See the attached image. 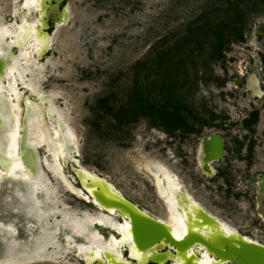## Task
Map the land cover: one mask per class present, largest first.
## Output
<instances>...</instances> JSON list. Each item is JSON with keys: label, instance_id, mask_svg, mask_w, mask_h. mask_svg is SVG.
Segmentation results:
<instances>
[{"label": "rangeland", "instance_id": "374dc122", "mask_svg": "<svg viewBox=\"0 0 264 264\" xmlns=\"http://www.w3.org/2000/svg\"><path fill=\"white\" fill-rule=\"evenodd\" d=\"M17 4L16 14L10 5L0 11L4 21L14 25L21 21L23 0ZM65 4L69 5L68 19L53 27L48 52L40 58L30 57L27 77L39 75V88L57 94L51 98L75 134L77 151L72 160L62 159L61 172L57 173L46 164L45 159L53 161L52 153L45 145L39 147L45 186L53 193L55 214L59 215L47 217L51 210L43 197L38 201L36 195L35 209L30 206L27 212L37 215V222L26 223L17 235L0 232V264H7L9 251L15 254L14 264H85L72 238L76 233L64 235L62 230L60 234L58 224L63 219L58 212L61 209L98 211L97 205L68 186L82 188L75 167L108 179L141 207L166 217L155 176L146 166L162 163L215 216L264 243L259 185L248 180V175H264V101L250 95L243 85L237 87L235 81L242 78L244 61L252 62L246 63L249 70L263 74L264 0H64L62 6ZM237 10L246 19L244 38L238 40L234 29L223 27L230 41L218 57L214 23ZM35 14L32 11L30 18ZM199 24L211 28L198 35L202 45L194 35L193 41L188 40ZM168 50L177 53L167 59L169 64L157 66V58ZM137 82L155 106H165L168 101L182 106V115L193 128L191 133L183 127L168 130L158 116H140L135 122L118 117L117 109L129 105ZM19 86L23 96H36L25 84ZM105 96L109 98L107 110L99 103ZM252 108H259L258 121L247 127L243 119ZM36 121L53 136L45 116ZM212 133L223 136L226 152L212 163L219 169L208 176L199 168L196 152L199 141ZM233 138L244 142L240 154L234 151ZM5 213V209L0 211ZM38 221L41 226L51 224L55 242L46 243L44 251L40 248L42 257L33 255H38V244L33 254L20 256L18 245L26 239L24 235L40 236ZM91 229L104 237L110 235L106 225L96 223ZM23 257L29 261L23 262Z\"/></svg>", "mask_w": 264, "mask_h": 264}, {"label": "bare ground", "instance_id": "6f19581e", "mask_svg": "<svg viewBox=\"0 0 264 264\" xmlns=\"http://www.w3.org/2000/svg\"><path fill=\"white\" fill-rule=\"evenodd\" d=\"M19 1L0 0V11L8 9L10 5L11 8L13 7V13L16 14ZM61 2L62 0H49V3L45 4L42 0H23V16L16 25L4 21V17L0 15V33H2L0 34V63L2 64L0 67V211L6 210L5 214H0V225L4 223L6 225L0 227V232L5 230L11 235L20 234L23 225L32 223V220L38 217L35 214L31 216L27 212L30 206L35 209L36 195H38V201L43 197L45 206L51 210L47 217H54L57 212L53 203L55 200L53 193L46 189L42 169L39 175L38 173L32 175L31 164L28 167L22 159L24 153L20 149L22 130L26 128L29 132L28 146H47L48 151L52 153L53 161L45 159L46 164L57 173L61 172L62 159L65 162L72 160L77 151L75 134L65 121L64 113L57 108L51 98L57 94L54 91L46 92L39 88V75L37 78L27 77L30 57H42L51 45L52 37L46 31L48 19L57 20L59 25L69 17V5L61 10ZM32 11L36 14L30 18ZM253 80L258 84V91L253 88V94L261 95L258 76ZM20 83L35 92L36 96H23L24 91H21ZM44 116L49 120L54 138L48 136L36 121L37 119L43 121ZM206 140L202 142L197 158L206 174L212 176L214 174L211 165L213 155H210V152L218 155L219 151L218 146L212 144L210 139ZM208 144L211 147H207ZM146 166L155 176V186L159 196L165 202L166 217L156 216L141 207L108 179L83 167L74 168L80 183L92 194V198L82 188L75 189L70 184L68 186L82 194L86 200L97 204L98 211L90 213L87 210L77 212L67 208L61 209L58 212L63 219L58 224L61 227L60 232L64 230V235L76 233L72 238L76 243L77 253L85 257L88 264H145L151 257L160 258L163 262L171 259V264H228L227 259L217 258L211 252L210 245L224 248L225 244L222 243L238 245L240 241L264 245L210 212L187 189L183 188L178 176L162 163H147ZM256 179L259 181V186L264 187V177ZM96 195L111 201L108 210L116 215L105 212L103 210L105 207L98 201ZM118 201L124 202L126 208L132 206L133 212H142L145 216L150 215L158 219L164 224L170 239L178 242L187 239L188 244L181 247L175 254L170 249L163 254L160 253L166 246L174 247L171 240L164 237L147 247H139L133 234L130 216L118 209ZM117 215L124 219L119 220ZM17 222L21 223L19 227L15 226ZM96 223L106 225L110 235L104 237L99 231L92 230V226ZM38 224L40 236L34 238L24 235L26 239L18 245L22 249L20 256L33 254L38 244L40 246L38 255H35L36 253L33 255L42 257L46 243L48 245L50 242H55L54 235L50 232L51 224L46 223L41 226L39 221ZM126 248L131 258L125 256ZM9 254L7 264H14L15 254L10 251ZM31 257L33 258L32 255ZM27 261H29L28 258L23 259V262L27 263Z\"/></svg>", "mask_w": 264, "mask_h": 264}, {"label": "water", "instance_id": "95a60500", "mask_svg": "<svg viewBox=\"0 0 264 264\" xmlns=\"http://www.w3.org/2000/svg\"><path fill=\"white\" fill-rule=\"evenodd\" d=\"M67 5V4H66ZM66 5L64 8H66ZM51 36V34H49ZM0 63V67H1ZM258 87V84H257ZM252 89V87H250ZM28 138H29V132L26 131V128L22 130L21 134V139H20V149L24 152L22 159L24 163L30 168L32 171V175H35L38 173V175L41 172V162H40V155H39V146H28ZM212 140L216 139L217 142L220 141L221 143V138L218 136H213L211 138ZM31 145V144H29ZM76 168V167H75ZM75 170V169H74ZM76 172V171H75ZM77 174V173H76ZM78 177V175H77ZM79 179V178H78ZM80 181V179H79ZM264 181V179H263ZM21 183V182H20ZM82 189L85 191L86 194L90 195L92 198V194L89 193V191L81 184ZM8 191V190H7ZM6 191V192H7ZM98 201L105 207L103 210L105 212L110 213L111 215H116L115 213H111L108 210L109 205L111 204V201L107 200L104 197H101L99 195H96ZM264 198V187H260L259 193L257 195V200L259 203L258 206V212L263 214L264 216V208L262 206V200ZM93 202V201H92ZM130 204H133L132 202L128 201ZM94 203V202H93ZM124 202H117L118 204V209L123 212V214L126 212L130 216L131 220V225H132V230L133 234L135 237V240L139 247H147L148 245L154 244L157 241H159L161 238H166L170 239V236L162 222H159L158 219L148 215L145 216L142 212H133L131 208H126L123 204ZM95 204V203H94ZM97 205V204H95ZM134 205V204H133ZM98 206V205H97ZM134 209V208H132ZM140 211L142 209L138 208ZM136 211V210H134ZM119 220H123L124 218L120 215H117ZM197 238V237H195ZM194 239V238H193ZM86 240V239H85ZM173 248L169 249L175 254L178 252V250L183 247L184 245L188 244V240H182L180 242L170 239ZM206 244V242H204ZM225 244V247L222 248L220 246H211V252L217 257V258H225L227 259L228 264H264V245L262 244H256L254 242H249V241H240L238 245H233V244H227V243H222ZM209 246V244H208ZM169 249L166 251H161L160 253L163 254L167 252ZM128 249H125V256H128L131 258L128 254ZM162 259L160 258H154L151 257L145 264L149 262H153L155 264H165L168 261H172L171 259L168 261H161ZM83 261L85 264H88L85 257H83Z\"/></svg>", "mask_w": 264, "mask_h": 264}, {"label": "trees", "instance_id": "16d2710c", "mask_svg": "<svg viewBox=\"0 0 264 264\" xmlns=\"http://www.w3.org/2000/svg\"><path fill=\"white\" fill-rule=\"evenodd\" d=\"M245 20L246 19L243 12L237 10L232 16L223 17L214 23L216 27V31H215L216 42L214 45V51L218 55V57L222 55L225 43L227 41L228 42L230 41L227 40L223 27L234 29L236 38L238 40H243L244 38L243 26L245 24ZM230 21L235 22V24H232ZM207 25L208 24H199L195 26V28L190 33L192 34V38L188 40L193 41V35H194L195 37L194 39H196V41L200 43V45H202L203 39L199 42L198 35L201 33L205 34L206 32H209L211 28H207ZM176 53L173 54L171 50L165 51L163 55H160L157 58L156 60L157 66H161L163 63L164 65H166V63L169 64V61L171 60L170 55L175 56ZM172 83L173 81H171V84ZM161 87L162 89H165L167 86L163 84ZM108 99L109 98L105 96L101 98L99 101L102 107L106 110H107L106 102L108 101ZM128 102H129L128 106L119 107L116 111L117 116L125 118L126 122H135L139 119L140 116H158V118L161 121V124L170 131L186 125L185 118L182 115V106L175 105L171 101H168L165 106H155L151 102L148 94H145L142 91V88L138 82L135 85V89L130 94ZM149 264H155V263L151 262Z\"/></svg>", "mask_w": 264, "mask_h": 264}, {"label": "flooded vegetation", "instance_id": "af4514ba", "mask_svg": "<svg viewBox=\"0 0 264 264\" xmlns=\"http://www.w3.org/2000/svg\"><path fill=\"white\" fill-rule=\"evenodd\" d=\"M63 1L64 0H62V2H61V4H60V9L61 10H63L64 9V6L66 5H64V6H62V3H63ZM54 2V1H53ZM57 23V20H55V19H53V18H49L48 19V27L46 28V31L49 33V34H51V32H52V30H53V27L55 26V24ZM48 52V51H47ZM46 52V53H47ZM46 53H44V54H46ZM263 57V59H264V55L262 56ZM252 58H253V56H252ZM262 59V58H261ZM244 63L245 64H243L244 66H245V69L243 68L242 69V78L240 79V78H238V77H236L235 78V81H236V83L238 84L237 85V87H240L241 85H243L244 86V88L246 89V91L250 94V95H252V96H254L255 98H258V99H261V100H263L264 101V79L262 78V76H264V71L262 72L263 74H260V73H258V72H253V70L251 71V69L249 70V68H248V65H246V63L248 64V63H252V62H250V61H244ZM247 72L246 74L244 73V72ZM254 75H256V76H258V78H259V80H260V82H259V84H260V90L262 91V94L260 95L259 93H256V94H253V88L254 89H256L257 91H258V87H257V83L253 80V78H255L254 77ZM254 81V82H253ZM250 87H252V89L250 88ZM259 108H252L250 111H249V113L244 117V122L246 123V126L247 127H249V126H251V125H253V124H255L257 121H258V116H259ZM186 121V120H185ZM179 128H182V127H178V128H176V129H179ZM183 128H185L186 129V133H191V131L193 130V128L192 127H189L188 126V124H187V122H186V125L185 126H183ZM175 129V130H176ZM213 136H218V137H220L221 138V143H220V141H218L217 142V140L216 139H214V140H212L211 138L213 137ZM174 137V136H173ZM174 138H176V137H174ZM206 139H210L209 141L212 143V144H214V145H217L218 146V151H219V153H218V155H215V154H213L212 152H210V155L212 154L213 155V158H212V162H211V165H212V163L214 162V161H218V160H220L221 158H223V156H225V152H226V141H225V139L223 138V136L221 135V134H218V133H212L211 135H209V136H207V137H205V138H203V139H201L200 141H199V148H198V150H197V154H196V160H197V163H198V166H199V168L201 169V170H203V171H205L204 170V168L203 167H201L200 166V164H199V161H198V158H197V156H198V152H199V149H200V146H201V144H202V142L203 141H205ZM181 140V139H180ZM177 141V140H176ZM207 142H208V140H206ZM177 144H178V146H182V143H181V141H177ZM233 148H234V151L237 153V154H240L242 151H243V149H244V142L240 139V138H233ZM207 147H211V145L210 144H208L207 145ZM182 148V147H181ZM252 151V150H251ZM247 160H249V159H247ZM213 169H219V168H216V167H213ZM261 177H264V175H261V176H259V175H256V174H252V175H248V180H251L252 182L254 181V182H257L258 183V185H259V181L256 179V178H261ZM259 189H260V186H259ZM171 262L172 261H168L167 263L169 264H171ZM149 263H151V262H149ZM149 263H147V264H149ZM167 263H165V264H167Z\"/></svg>", "mask_w": 264, "mask_h": 264}, {"label": "snow or ice", "instance_id": "6c2138e0", "mask_svg": "<svg viewBox=\"0 0 264 264\" xmlns=\"http://www.w3.org/2000/svg\"><path fill=\"white\" fill-rule=\"evenodd\" d=\"M42 2L47 4V3H49V0H42ZM25 7H27V5H25ZM0 34H2V33H0Z\"/></svg>", "mask_w": 264, "mask_h": 264}]
</instances>
